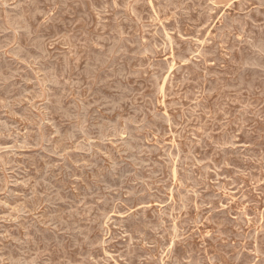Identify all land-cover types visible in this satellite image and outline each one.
<instances>
[{
    "label": "rangeland",
    "instance_id": "obj_1",
    "mask_svg": "<svg viewBox=\"0 0 264 264\" xmlns=\"http://www.w3.org/2000/svg\"><path fill=\"white\" fill-rule=\"evenodd\" d=\"M0 264H264V0H0Z\"/></svg>",
    "mask_w": 264,
    "mask_h": 264
},
{
    "label": "bare ground",
    "instance_id": "obj_2",
    "mask_svg": "<svg viewBox=\"0 0 264 264\" xmlns=\"http://www.w3.org/2000/svg\"><path fill=\"white\" fill-rule=\"evenodd\" d=\"M169 40V39H168ZM183 187V186H182Z\"/></svg>",
    "mask_w": 264,
    "mask_h": 264
}]
</instances>
